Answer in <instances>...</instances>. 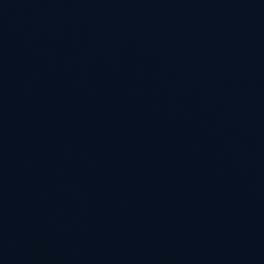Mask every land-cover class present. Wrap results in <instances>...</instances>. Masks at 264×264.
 I'll use <instances>...</instances> for the list:
<instances>
[{
    "label": "water",
    "instance_id": "obj_1",
    "mask_svg": "<svg viewBox=\"0 0 264 264\" xmlns=\"http://www.w3.org/2000/svg\"><path fill=\"white\" fill-rule=\"evenodd\" d=\"M0 264H264V0H0Z\"/></svg>",
    "mask_w": 264,
    "mask_h": 264
}]
</instances>
